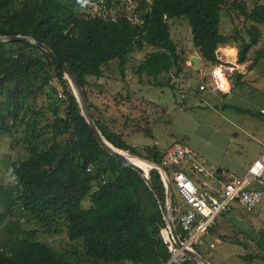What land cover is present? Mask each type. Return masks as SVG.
Listing matches in <instances>:
<instances>
[{"label":"trees","instance_id":"trees-1","mask_svg":"<svg viewBox=\"0 0 264 264\" xmlns=\"http://www.w3.org/2000/svg\"><path fill=\"white\" fill-rule=\"evenodd\" d=\"M82 1L90 5L87 16L80 12ZM107 3L0 0V36H25L46 45L74 73L91 115L86 78L101 77L103 67L115 60L123 74L129 56L144 46L154 51L136 65L140 80L144 76L151 82L164 74L168 76L167 86L174 89L170 76L179 77L184 66L193 69L186 65L188 58L173 42L169 21H187L194 52L211 65L219 62L217 49L230 43L220 25L226 0H139L135 22L125 16L112 19L104 15ZM98 5L101 12L92 13V7ZM232 7L252 24L246 31L248 41L238 35L236 62L244 64L251 49L260 43L257 26L264 25V0H254L250 9L241 1L233 2ZM261 61L264 45L255 51L251 67ZM235 77L240 80L242 75ZM59 93L63 98H58ZM92 118L115 148L141 159L160 161L161 155L154 149L148 148L143 156ZM42 121L45 123L40 126ZM0 135L10 139L19 135L16 143H24L27 151L26 158L14 161L9 169L17 196L5 204L7 211L12 210L11 204H19L22 214L49 227L56 219L64 218L68 238L82 243L84 264H166L170 260L160 234L165 221L153 193L136 171L99 146L62 71L48 54L32 44L0 41ZM149 177L164 201L158 174L152 170ZM6 193L0 186V198ZM85 198L90 203L86 208L82 206ZM4 218L5 213H0L1 222ZM18 225L13 221L6 227L9 237L0 248V264H75L39 241L17 236ZM255 259L264 262V254L245 258ZM185 264L196 263L188 260Z\"/></svg>","mask_w":264,"mask_h":264},{"label":"rangeland","instance_id":"rangeland-1","mask_svg":"<svg viewBox=\"0 0 264 264\" xmlns=\"http://www.w3.org/2000/svg\"><path fill=\"white\" fill-rule=\"evenodd\" d=\"M107 1L108 5L104 7H107L108 12L104 15L108 14L112 19L125 16L132 22L138 18L136 7L139 0ZM226 1L227 4L221 10L220 25L221 31L229 35L230 43L227 47H221L220 53L230 58L233 56L234 61L239 44L238 35L248 41L246 31L252 24L238 16L232 3L241 1L250 9L254 0ZM89 6L88 2L82 1L80 12L87 16ZM99 9L100 6H93L91 12L100 13ZM168 25L173 42L188 58L186 65L189 66L190 56H200L192 47L187 21L183 18L174 19ZM257 27L261 35L260 43L251 49L248 61L239 64L240 72L233 75V88L229 94L210 95L196 91L200 80L208 79L211 68V64L202 59L200 67L189 70L184 66L183 78L169 75L174 89L167 86L168 76L164 74L151 82L144 76L140 80L135 72L136 65L154 51L144 46L140 52L129 56L122 67L123 74L119 62L115 60L103 67L101 77L86 78L85 88L92 104V115L137 153L146 156L148 148L160 153L158 163L143 159L158 167L162 165L166 150L179 144L194 153L204 166L203 169L212 167L224 176L241 177L264 152V117L258 116L260 109H264V61L253 67L250 62L255 57V51L264 45V25ZM236 74L242 75V78L237 80ZM63 107L60 114L63 113ZM44 123L42 121L40 126ZM17 137L19 135H14L12 139L0 135V186L7 192L0 198V213H5L4 220L0 221V248L9 237L6 227L10 222L18 221L17 236L39 241L69 261L84 264L82 243L68 238L64 218L56 219L49 227L41 226L35 218L22 214L19 204H11L12 210L7 211L5 204L17 196L15 179L9 174V169L14 161L24 159L27 155L26 145H17ZM144 169L150 168L144 166ZM153 171L158 174L165 195L159 172ZM170 196L174 207L182 205L174 184L170 186ZM89 205L88 198H85L82 206L86 208ZM165 229L166 226L160 230L161 236L167 231ZM209 243L215 247L211 249ZM198 252L210 264H264L258 259L245 260L248 256L264 254V195L261 203L251 211L234 204L230 210L217 216L212 229L204 235Z\"/></svg>","mask_w":264,"mask_h":264},{"label":"built area","instance_id":"built-area-1","mask_svg":"<svg viewBox=\"0 0 264 264\" xmlns=\"http://www.w3.org/2000/svg\"><path fill=\"white\" fill-rule=\"evenodd\" d=\"M216 57L219 62L211 65L208 79L200 80L196 87L197 92L210 95L230 93L232 77L240 72L236 55L232 62L218 48ZM191 65L189 62V66ZM179 77L183 78V73ZM58 98H63L61 93ZM260 114L264 117V109H260ZM159 168L162 171L159 175L164 188L163 179L169 187L174 184L182 200V205L178 207L171 203V212L173 223L175 221L180 230L181 236L178 233L177 235L182 247L189 250L195 251L200 246L204 235L214 226L216 217L223 211L230 210V206L236 204L251 211L263 199L264 152L241 177L224 176L212 167L203 169L202 163L188 147L175 144L166 150ZM165 230L168 237L166 239L162 233V239L170 253V260L166 264H179L190 260L176 247L171 232L167 228ZM209 247L213 249L215 246L209 243Z\"/></svg>","mask_w":264,"mask_h":264},{"label":"water","instance_id":"water-1","mask_svg":"<svg viewBox=\"0 0 264 264\" xmlns=\"http://www.w3.org/2000/svg\"><path fill=\"white\" fill-rule=\"evenodd\" d=\"M0 41L1 42L17 41V42L32 44V45L40 48L42 51H44L46 54H48L53 59V61L56 63V65L62 71L64 78L68 81L69 86L72 90V93H73L74 97L76 98V100L79 104L81 115L83 116L86 124L88 125L89 129L93 133V136L95 137L99 146L107 154H109L110 156L119 160L121 163H123L127 167L131 168L132 170L136 171L143 178L148 189L153 193V195H154V197L158 203L161 215H162L164 221L166 222V228L169 230V232H171V235L173 237L174 244L176 245V247L181 249V252L185 256H187L190 260L195 262L196 264H210L204 258H202L198 252L182 247V243L180 242V240L178 238L177 231L175 229V225H174L173 219H172L171 196H170L169 184L167 183V181L165 179H163V182L165 185V200L163 202L161 200L159 194L157 193V191L154 189L151 181H150L149 170H156L159 173H162L161 169L157 165H154L152 162L143 160V159L136 157V156L133 157V156L129 155L128 153H126L120 149L115 148L112 144H110L101 135L100 131L97 129V127L93 121V118H92V115L90 113V109H89L88 102H87V99L85 97L84 91H83L81 85L79 84L78 80L76 79L74 73L69 69L67 64L64 63L63 61H61L55 55V53H53L46 45L41 44V43L35 41L34 39H32L30 37L0 36ZM189 59H190V62L192 64L193 68H197L199 66V58L198 57L190 56ZM134 159H137L138 161H140L146 165H149L150 169H148V170L142 169V167H140L139 165H137L133 161Z\"/></svg>","mask_w":264,"mask_h":264},{"label":"bare ground","instance_id":"bare-ground-1","mask_svg":"<svg viewBox=\"0 0 264 264\" xmlns=\"http://www.w3.org/2000/svg\"><path fill=\"white\" fill-rule=\"evenodd\" d=\"M224 56H226V55H224ZM231 57V56H230ZM230 57H228V55L226 56V59H228V60H230V61H233L232 59H233V56H232V58H230ZM234 62V61H233ZM134 157V156H133ZM137 165H139L140 167H142V169H144V166L145 167H149V165H146V164H144V163H142V162H140V161H138V160H136V159H134L133 160ZM150 168V167H149ZM163 236L167 239V237H168V234H167V231H165V232H163Z\"/></svg>","mask_w":264,"mask_h":264},{"label":"crops","instance_id":"crops-1","mask_svg":"<svg viewBox=\"0 0 264 264\" xmlns=\"http://www.w3.org/2000/svg\"><path fill=\"white\" fill-rule=\"evenodd\" d=\"M236 50V49H235ZM236 55H237V50H236ZM196 57H197V55H196ZM199 58V57H198ZM200 65H201V60H200V58H199V67H200Z\"/></svg>","mask_w":264,"mask_h":264}]
</instances>
